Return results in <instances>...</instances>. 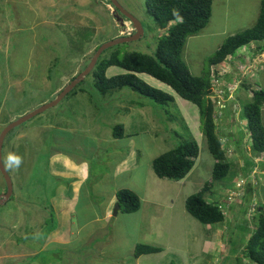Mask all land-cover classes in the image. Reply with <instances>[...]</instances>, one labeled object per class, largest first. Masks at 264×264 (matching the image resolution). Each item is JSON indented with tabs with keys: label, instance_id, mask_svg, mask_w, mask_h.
I'll list each match as a JSON object with an SVG mask.
<instances>
[{
	"label": "rangeland",
	"instance_id": "rangeland-1",
	"mask_svg": "<svg viewBox=\"0 0 264 264\" xmlns=\"http://www.w3.org/2000/svg\"><path fill=\"white\" fill-rule=\"evenodd\" d=\"M117 1L127 13L141 22L144 35L137 41L107 49L103 57H108L116 50L123 55L127 52L153 54L159 38L165 32L159 29L149 13L147 0ZM108 2L110 1L75 0L72 4V0H64L60 5L65 13L53 15L54 13H47L45 10L48 0H0V136L9 124L56 100L57 97L51 96L69 85L90 64L96 46L128 37L133 32L131 21ZM82 4L88 7L85 11L81 8ZM251 9L255 10L250 4L245 9L241 6L237 20L241 27L238 29L239 33L254 26L252 23L248 24L243 17ZM92 10L95 13L89 14ZM87 16L94 19L95 25L86 27L83 24L82 20H86ZM174 25L175 22L171 24ZM228 25L233 28L236 23ZM223 27L220 25L215 28ZM209 32L200 31L193 36L196 39L190 41V45L198 48V54L194 55L192 51L186 53V46L184 48V61H187L194 75L204 76L208 73V60L226 40V35L223 34L207 37ZM255 43L248 45L247 50H239V54L232 57L231 62L242 61L244 54L240 53L246 54L256 48L259 50L260 45ZM260 55L253 59L254 64L246 71L245 77L239 78L240 89L234 94L235 99L226 104L227 109L215 120L231 171L226 178L212 185L206 198L209 203L220 204L224 208L226 218L223 223L205 227L184 208L187 198L198 194L212 180L216 162L208 150L198 107L182 99L156 79L151 81L158 89L173 95V102L156 103L130 88L102 93L96 88L93 73L73 87L57 106L14 127L6 135L2 143V163L9 151L21 155L23 163L18 170L4 167L12 181L13 194L8 202L0 206V225L7 224L10 234L16 233L14 237L20 246H25L29 241H37L43 231L46 232L45 228L36 229L33 224L38 218L37 211L43 210L40 206H46L51 195H55L57 187L62 185L51 173V158L55 152L70 153L76 161L89 163L92 179L88 187L93 186V196L96 197V193L103 190H114L111 188V180H108L111 175L108 162L120 160L128 153V147L125 146L126 137L117 141L124 145L121 149H116L121 147L117 142L112 145L116 141L112 135L111 127L115 124L112 119H116L119 112L123 115L132 108L129 116L123 115L121 121L116 123L123 124L126 136L132 135L136 144L134 148L138 149L133 159H136L138 167L131 174L120 177L118 185L124 187L129 180L127 186L130 189L141 195L146 192L144 212L148 217L154 215L156 218L144 219L143 225L138 228V224L128 221L127 215L120 210V239L115 236L114 243L110 246L111 250L117 252L113 258L105 257V261L111 264H136V246L147 244L159 246L164 252L143 256L140 264H254L246 257V245L251 234L259 227V217L264 216V161H261L264 154L251 151L250 134L247 121L243 118V110L245 104L252 100L254 89H264V57ZM220 67H227V64ZM215 108L217 110L216 105ZM143 111L150 114L149 121L155 120L158 124H151L143 119L140 115ZM67 121L70 122L69 125ZM109 122L111 127L107 126ZM241 134L244 135L243 138ZM108 135L112 139L103 138ZM236 138L239 139L238 142ZM192 142H197L200 150L192 172L182 181L164 179L159 182L152 169L154 159L181 143ZM131 176L132 181L129 179ZM100 179L102 185L99 186L96 183ZM7 189L0 170V199L5 198ZM102 200L103 198H99V201ZM228 202H232L229 211L225 208ZM19 205H23L27 213L24 210L17 213ZM114 209L110 212L111 215ZM258 212H261L259 216ZM23 220H26L23 231H14L13 229L23 224ZM122 222L123 225L120 226ZM53 223L57 224L56 221H51L50 229L54 227ZM101 225L105 229L99 231L101 235L97 240L100 245L103 242L107 244L110 238L112 240V233L116 230L112 223ZM138 229L140 231L137 234ZM26 236L33 240L25 241ZM85 238L87 240L88 236ZM243 238L246 241L240 244L239 241ZM93 243L96 245L95 241ZM82 245L79 248L83 250L80 258L87 256L86 247L89 246ZM202 245L205 246L197 253ZM232 246L239 247L237 255H233ZM0 256H3L2 253ZM13 260L18 264H25L21 258L7 261L1 258L0 264H12ZM39 261L36 258V263L31 264H41Z\"/></svg>",
	"mask_w": 264,
	"mask_h": 264
},
{
	"label": "trees",
	"instance_id": "trees-1",
	"mask_svg": "<svg viewBox=\"0 0 264 264\" xmlns=\"http://www.w3.org/2000/svg\"><path fill=\"white\" fill-rule=\"evenodd\" d=\"M147 6L156 25L165 32V35L158 40L156 51L151 55L139 52H127L123 55L116 50L108 57H103L106 53L105 50L88 75L94 73L96 88L102 93L127 87L156 103L173 102L174 96L150 86L136 75V73L147 74L172 88L171 90L182 99L198 107L208 150L216 162L212 172V180L208 181L198 194L188 197L184 208L203 225H216L225 221V213L220 204H211L206 197L215 182L223 180L229 175L231 164L227 161L222 139L216 130V104L209 97L212 93L211 68L224 64L229 58L234 57L240 49L248 47L252 42L264 41V0H261L260 15L256 24L246 31L227 37L216 53L208 60V73L204 76L192 74L184 61L183 51L188 38L198 35L210 23L213 0H147ZM173 22L175 25L171 26ZM101 46H96V52ZM257 54H259L258 49L255 51V56ZM88 66L80 73L84 72ZM111 67H118L130 73L108 77L107 70ZM252 93V100L244 106L243 118L247 121L251 151L264 154V125L262 121L264 89L255 90ZM113 136L116 139L123 138L124 126H115ZM243 136L241 134V138ZM198 148L197 142L181 143L171 151L155 158L152 164L155 175L166 180L181 181L185 179L196 166L200 155ZM117 199L120 210L126 214L136 213L141 208L140 197L131 190H119ZM259 218V227L253 235L251 234L246 245V257L254 264H264V216ZM242 241H246V238L239 241L240 244L245 243ZM232 248L233 255H237L236 252L239 247L232 246ZM161 251L162 249L159 247L138 244L134 255L139 258Z\"/></svg>",
	"mask_w": 264,
	"mask_h": 264
},
{
	"label": "crops",
	"instance_id": "crops-1",
	"mask_svg": "<svg viewBox=\"0 0 264 264\" xmlns=\"http://www.w3.org/2000/svg\"><path fill=\"white\" fill-rule=\"evenodd\" d=\"M63 2L64 0H48L49 4L48 5L46 4V8H45L46 12L54 13L53 15L65 13V9H62L60 5ZM74 2L75 0H72V4ZM75 4H79V3H75ZM249 4L251 5V7L254 6L255 10L251 9L250 13H248L247 15H244L243 17L245 18L244 20L247 19L248 24L252 23L253 25H255L260 15L261 0H213L212 17L210 19V23L203 31H201V33L205 31H210L209 32L210 34L207 37L209 36L214 37L217 34H223V35H226L225 38H227L228 36H233L237 34L236 32H238V29H241L237 21L239 20V17H240V8L241 6H244V9H245L246 7H248ZM107 6L108 8H110L109 5ZM120 6L122 7L121 4ZM81 8L83 9V11H85V9H87L88 7H85L82 4ZM71 9H70V13L72 12ZM46 12H44V14H46ZM92 12H94V10L89 12V14H92ZM82 22L84 25H86V27L95 25L94 19H91L89 16L86 17V20L83 19ZM221 22H223V24H221ZM229 23H236V25L233 28H231V26L228 25ZM220 25H223L224 27L220 29L215 28L216 26H220ZM188 39L189 40L188 42H186V45H185L186 53H189L192 51L194 55L196 53L198 54V48L196 47V45L193 47L192 45L189 44L190 41L192 39H196V37L192 36V37H189ZM263 42L256 41L255 44L261 45ZM244 48L240 50H243ZM247 48L248 47H246L245 50H247ZM238 54L239 53H237L236 55ZM240 54H244L243 55L244 57L246 55L245 53H240ZM186 57H185V60H186ZM244 57H242V59ZM185 62L187 64V61ZM227 63L228 61L226 62V64ZM129 73L130 72L124 69L118 68V67H111L107 70L108 77H112L116 75H124V74H129ZM136 75L139 76L143 80L145 79L144 81L145 82L147 81L146 83L148 84L150 83L149 84L150 86L155 85L151 81L154 79L153 77L147 74L136 73ZM194 76H198V75H194ZM167 87L170 88L169 86ZM64 88L65 86L63 87V89ZM154 88H157L156 85ZM260 89L261 88H259V90ZM62 90H60L55 95H52L51 97L53 98V97L58 96V94ZM117 90H122V88L117 89ZM117 90H114V91H117ZM255 90L256 89H254V91ZM114 91H111V92H114ZM130 110L132 111V108H130ZM131 111L123 113V115L129 116ZM123 115L122 113L119 112L117 114V118L112 119V121L115 124L111 127L110 122H109L107 126L114 128L115 126L119 125L118 123L121 121L120 118H122ZM140 115L143 119H146L148 123H151V124L157 123L155 122V120L149 121L151 117L148 112H145V111L140 112ZM99 116H101V112L99 113ZM262 121L264 125V106L262 107ZM63 123L64 121L62 122V124ZM67 124L69 125L70 122ZM124 137L127 138V144H125V146L128 147V149L126 148L128 153L124 154V156L121 157L120 160L118 159L116 162H108L111 168V175L108 177V180L109 179L111 180V188L114 190H111L109 192H106L105 190H103V192L101 193L97 192L96 197L93 196L91 192V189L93 188V186L88 187V183H90V180L92 179V173H91L92 169L89 163H87L86 161H79V162L76 161L71 156L70 153L68 154L61 153L62 151L55 152V154L51 158V173L53 174V178H56L59 181H61L62 185L57 187V191H54L55 195H51L48 203H46V206H43V207L40 206V208H43V210L39 209L37 211L38 218L33 224L36 229L41 230L45 228L46 232L43 231L42 235L39 236V239H36L38 242L29 241L25 244V246H20L19 244H17L15 237H14L16 233L10 234L11 230L10 228H8V226L6 227L7 224L0 225L1 238L3 235V238L0 239V253H2L3 256H0V259L1 258L3 260L6 259L7 261V260H11L12 258H17V259L21 258L22 259L21 261L22 262L24 261L25 264H31L32 262L36 260V258L40 260L39 262H41V264H62V262L64 264H111L110 262L108 263L105 261V257L113 258V256L117 252L115 250H111L112 247L110 246L113 245L115 236H117L120 239L119 234H118V230H119L118 222L121 216H120V212L118 213L117 217H114L113 215H111L110 212L112 213V210L115 207L114 205L118 203L117 192L119 190L128 189V190L135 192L134 190L130 189L127 186V184L129 183V180L126 181L124 187L121 185H118L119 178L122 176L124 177L125 175L131 174V172L135 168L138 167V164L136 163V159H133L134 155L136 157V154H137L136 151L138 152V149L134 148L136 145L134 142V139L132 135L130 134L126 136L125 130H124ZM103 138H111V137L108 135ZM114 139L116 141H113L112 143L113 146H114V142H117L118 140H120V138L119 139L114 138ZM119 145L121 147L116 148V149H121L122 146H124L120 143ZM129 179L130 181H132L133 176L129 177ZM156 179L159 182L164 180L160 178H156ZM96 184H99V186L100 184L102 185L101 179ZM136 194L140 197V200H141L140 210L136 213H132V214L125 213V214L128 217L127 218L128 221L136 222L138 224V228H140L143 225L144 219L148 218L149 220H152V218H156V217L154 215H151L150 217H148V215H146V213L144 212L145 210L144 205H146L147 203L146 201L147 193L145 192L144 195H141V193H136ZM101 195H104V197H101ZM92 198H94V200ZM99 198H103V200L99 201ZM22 210H24V212L27 213V210L23 207V205H19L17 213H19ZM30 210L31 209H29V211ZM112 219H115V220L112 221ZM51 221L52 222L56 221L57 224L53 223L52 226L54 227L50 229L49 223ZM22 222L23 224L18 226L17 229H13V230L22 232L23 225L26 224V220H23ZM101 223H104V224L112 223V226L116 229L115 232L113 231L112 233L113 234L112 240L110 238V241L107 244H104L103 242L102 245H100L98 243L99 240H97V238L101 235L99 234V231L105 229V227L102 226ZM122 225H123V222L121 223L120 226ZM209 226H213V225H206L205 227H209ZM139 231L140 229H138L137 234L139 233ZM85 236H88L87 240ZM30 239L32 238L30 237L28 238V236L25 237V241L30 240ZM93 241L96 242V245L93 243ZM205 242L207 244L208 240L206 239ZM81 245L84 247L89 245L86 247L87 256L83 258L79 257L81 256L83 252L82 249H79ZM151 246H154V245H151ZM204 246L205 245L200 246L197 253H200L199 252L200 249ZM154 247H159V246H154ZM161 249L162 251L160 253H153V254H148V255H143V256H149V255L152 256V255L162 254L164 252V249L163 248ZM15 251H18L17 254H14ZM143 256L136 258L134 255V259L137 262L136 264H140L142 262L141 258ZM13 261H12V264H18L15 260Z\"/></svg>",
	"mask_w": 264,
	"mask_h": 264
},
{
	"label": "water",
	"instance_id": "water-1",
	"mask_svg": "<svg viewBox=\"0 0 264 264\" xmlns=\"http://www.w3.org/2000/svg\"><path fill=\"white\" fill-rule=\"evenodd\" d=\"M110 2L112 3V5L122 14L124 15L126 18H128V20L131 21V23L133 24L134 28H135V33L131 36L128 37H120L118 39H114L110 42H107L105 44H103L96 52V54L94 55V57L92 58L88 68L80 73L75 80H73L69 86H66V88H64L62 90V92H60L56 98V100H54L53 102L47 103L45 105H43L42 107L38 108L36 111L31 112L28 115L22 116L21 118H19L18 120L14 121L13 123L9 124L3 131V133L0 136V170L3 173V176L6 180V184H7V193L4 196V199H0V206L5 204V202H8V200L10 199V197L13 194V186H12V181L7 173V171L4 168V165L2 163V149H3V142L4 139L6 137V135L16 126L21 125L23 123H25L26 121L32 119L33 117L43 113L44 111H46L49 108L55 107L57 106L74 88L76 87L96 66L97 61L99 59V57L101 56V54L114 46L120 45V44H124V43H130L133 41H137L141 38L142 35H144V29L142 27V24L139 20H137L134 16H132L130 13H127L121 6L120 4L116 1V0H110ZM120 204L117 203L113 212V216H117L118 212L120 210Z\"/></svg>",
	"mask_w": 264,
	"mask_h": 264
},
{
	"label": "built area",
	"instance_id": "built-area-1",
	"mask_svg": "<svg viewBox=\"0 0 264 264\" xmlns=\"http://www.w3.org/2000/svg\"><path fill=\"white\" fill-rule=\"evenodd\" d=\"M263 44L264 42L261 44V48L258 50L259 54H257L256 56H255V51L258 48L251 50V52H247L244 59L240 62H236V61L231 62V58H230L228 59L227 67H220V65H218V66H213L211 68L212 93L209 97L217 105V110H216L217 117L220 116L221 112L226 108V104L229 103L230 100L235 99L234 94H236V91H238L240 87L241 80L239 78L245 77L246 71L249 68H251L252 65L254 64L253 59L255 57L257 58L261 52L262 54L260 56L264 57ZM232 66H235L236 68ZM234 102H236V100ZM262 160H264V156L262 157L261 161ZM255 162H257V160H255ZM232 202H228V204L225 205L226 210L228 209L227 207H229ZM222 209L224 211V208Z\"/></svg>",
	"mask_w": 264,
	"mask_h": 264
},
{
	"label": "clouds",
	"instance_id": "clouds-1",
	"mask_svg": "<svg viewBox=\"0 0 264 264\" xmlns=\"http://www.w3.org/2000/svg\"><path fill=\"white\" fill-rule=\"evenodd\" d=\"M110 1V0H109ZM109 5H112V3L108 2ZM114 9H116L115 7H113ZM117 10V9H116ZM117 12L119 13V11L117 10ZM128 19V18H127ZM129 21V20H128ZM132 27L133 24L131 25ZM135 28H133V33L129 34V36L133 35L135 33ZM228 61V60H227ZM226 61V62H227ZM225 62V63H226ZM4 163V167L8 170H18L20 168V166L22 165L23 163V158L21 155H19L18 153L14 152V151H9L6 155V158L4 159L3 161ZM245 190V189H244ZM7 193V192H6ZM6 195V194H5ZM6 203V202H5ZM117 204V203H116ZM232 204V203H231ZM230 204V205H231ZM4 205V204H3ZM231 206L227 207L228 211L230 210ZM120 211V210H119ZM119 213V212H118ZM223 223V222H222Z\"/></svg>",
	"mask_w": 264,
	"mask_h": 264
},
{
	"label": "bare ground",
	"instance_id": "bare-ground-1",
	"mask_svg": "<svg viewBox=\"0 0 264 264\" xmlns=\"http://www.w3.org/2000/svg\"><path fill=\"white\" fill-rule=\"evenodd\" d=\"M187 178V177H186ZM182 181V180H181ZM192 184V183H191ZM192 188V187H191ZM193 191V190H192ZM260 215V212H258V216Z\"/></svg>",
	"mask_w": 264,
	"mask_h": 264
}]
</instances>
